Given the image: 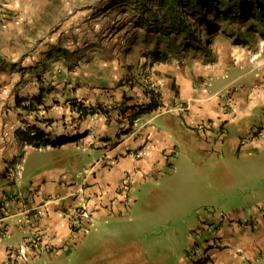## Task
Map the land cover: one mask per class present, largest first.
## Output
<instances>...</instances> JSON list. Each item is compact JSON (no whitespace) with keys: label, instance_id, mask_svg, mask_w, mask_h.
Segmentation results:
<instances>
[{"label":"crops","instance_id":"crops-1","mask_svg":"<svg viewBox=\"0 0 264 264\" xmlns=\"http://www.w3.org/2000/svg\"><path fill=\"white\" fill-rule=\"evenodd\" d=\"M141 1L0 0V264L33 230L52 251L16 264H264V59L249 68L220 55L152 73L160 106L134 119L139 135L130 136V110L118 106L147 103L151 89L123 84L129 65L98 66L93 55L100 29L122 49L139 43ZM36 96L34 110L22 108ZM78 103L94 112L79 116ZM253 124L262 133L239 144ZM82 170L79 202L93 213L76 228L68 212L78 200L56 198L79 188ZM211 201L228 207L212 223L220 245L194 261L188 251L202 243L189 233L208 214L190 213Z\"/></svg>","mask_w":264,"mask_h":264},{"label":"rangeland","instance_id":"rangeland-1","mask_svg":"<svg viewBox=\"0 0 264 264\" xmlns=\"http://www.w3.org/2000/svg\"><path fill=\"white\" fill-rule=\"evenodd\" d=\"M243 1L253 3L257 0ZM261 5L264 13V1L261 2ZM154 7L155 6H152V10H154ZM233 14L234 9L232 8L228 10V16H223L219 13L216 19L211 17V21L216 25L217 30L208 33L201 27L199 32L200 42L198 44H192L190 47L185 46L182 40L175 38V36L173 37L174 34H172L171 46L168 47L171 49L168 52L172 62L170 61V64L160 66L157 70L154 63H150L146 58H142V52H145L147 48L153 47V42L156 38V33L145 27L140 30L136 29L132 32V36H138L137 33L141 35L140 41L139 43H135L131 49L123 48L125 55L122 54L123 49L120 46H116V43L114 44L113 41L109 39L112 30L100 29L97 37L98 44L96 45L93 59L100 61L98 66L101 62L106 65H108L109 62H113L115 66L118 65V68L123 69H125V65H129V72H124V75L122 74L120 82L134 86L135 88L151 89L148 93L153 91L152 89H157L158 85H160L152 77V73H169L170 71L182 73L186 68L207 66V64L216 60L220 55L228 57L231 61L248 63L249 68H251L258 61L264 59V34L262 35V32L264 33V22H259L256 18H250L244 21L238 17L230 16ZM123 17L125 18L127 16L125 15ZM146 17H148L149 21H147L145 25L151 26L150 23H153L151 16L147 13ZM144 40H149V43H145ZM163 48H165L163 44L159 45V49ZM127 52H131L128 58H126ZM72 66L80 68L76 63H73ZM169 66L173 67V69L169 68ZM120 70L121 69H118V72ZM160 180L161 182L163 181L162 177ZM162 184L163 183H161V185ZM164 201L165 199H163V202ZM157 208L160 210L165 207L162 206ZM226 208L228 207L224 206V204H221L219 201H211L210 204L205 206L198 205L193 207L190 215L193 214L196 216L198 213L208 215L216 214L221 211L225 212Z\"/></svg>","mask_w":264,"mask_h":264},{"label":"trees","instance_id":"trees-1","mask_svg":"<svg viewBox=\"0 0 264 264\" xmlns=\"http://www.w3.org/2000/svg\"><path fill=\"white\" fill-rule=\"evenodd\" d=\"M264 0H257L256 2H245L243 0L229 1V0H144L138 3L142 11H146L153 23L146 28L156 33V38L153 42V47L142 52L144 57L150 63H169V49L171 46V36L183 41L187 47L192 44L200 42L199 32L200 28L212 33L217 30L216 25L211 21V17L216 19L221 13L223 16H228V10L234 9V14L230 16L238 17L242 20L256 18L259 22H264L261 2ZM152 6L154 10H152ZM264 8V6H263ZM149 21L146 17L145 22ZM252 24V23H251ZM263 34V33H262ZM181 41V42H182ZM163 44L165 48L159 49V45ZM194 46V45H193ZM158 94L149 92V101L143 104H133L118 106L119 113L123 114L127 109L130 110L127 119L129 123L136 119L143 113H148L160 106ZM21 101L16 99V104ZM40 103L39 96H36L26 103L20 104L26 110H34L36 105ZM72 108L79 113V116H85L94 112L91 106H84L82 104H73ZM33 137L36 138L40 132L34 128ZM47 144V143H46ZM37 146V143L34 142Z\"/></svg>","mask_w":264,"mask_h":264},{"label":"built area","instance_id":"built-area-1","mask_svg":"<svg viewBox=\"0 0 264 264\" xmlns=\"http://www.w3.org/2000/svg\"><path fill=\"white\" fill-rule=\"evenodd\" d=\"M180 110L182 107L179 108ZM132 128H130V136H138L139 132L138 129L134 123V120H132ZM251 133L240 139L239 144H243L251 135L254 133L260 134L263 131V128L259 124H253L250 127ZM147 136L145 137V139ZM144 144V142H143ZM143 146V145H142ZM135 157L139 156V151L136 149L135 153L132 152ZM101 164H108L110 162L109 158L102 156ZM85 172L77 171L75 173V176L77 178H80V186L78 189H76L75 192H69L65 194L64 196L57 197L56 200L63 199L64 197L73 196V199H77L78 201L76 204H73L70 208V211L68 212V221L70 227H78L81 226V222L84 219H89L91 214L93 213V209H90L87 207V205L84 202H79L82 200V196L85 191V182H84V175ZM83 181H82V178ZM121 184L120 189L125 192L131 187L132 182V172L129 170H125L122 172L121 175ZM5 216V215H3ZM0 215V231L1 233L6 232V224L3 222V217ZM223 216L221 214H210L208 215V220L201 221L198 223L194 229H192L189 233L190 237L193 240V243L196 242L197 238L199 237V240H201L202 246L197 247H190L188 251V255L190 258H192L194 261H203L205 259L207 249L208 248H218L220 245L219 243V237L217 233V228L212 224L220 223L223 221ZM212 222H211V221ZM207 231L209 233V237L207 239H203L201 237L202 231ZM201 238V239H200ZM52 251L51 245L44 243L41 241L40 232L38 230H33L30 234L27 235L21 242L16 244H9L6 249V262L5 264H16V262L20 259H23L25 261H28L30 258L40 255H46L47 253Z\"/></svg>","mask_w":264,"mask_h":264}]
</instances>
